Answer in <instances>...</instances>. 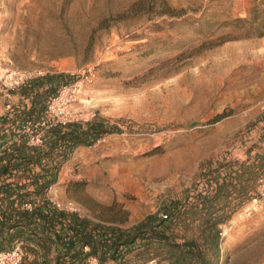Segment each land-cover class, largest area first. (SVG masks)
Wrapping results in <instances>:
<instances>
[{
    "label": "rangeland",
    "instance_id": "rangeland-1",
    "mask_svg": "<svg viewBox=\"0 0 264 264\" xmlns=\"http://www.w3.org/2000/svg\"><path fill=\"white\" fill-rule=\"evenodd\" d=\"M60 72L47 119L116 129L76 147L52 191L107 229L133 230L188 189L196 203L211 171L264 158V0H0V118L22 105L9 90ZM249 188L218 264H264V176ZM153 259L169 264L142 239L109 260Z\"/></svg>",
    "mask_w": 264,
    "mask_h": 264
},
{
    "label": "trees",
    "instance_id": "trees-1",
    "mask_svg": "<svg viewBox=\"0 0 264 264\" xmlns=\"http://www.w3.org/2000/svg\"><path fill=\"white\" fill-rule=\"evenodd\" d=\"M68 77L64 72L46 73L9 90L19 97L22 105H15L10 114L0 118V178L16 169L23 172L20 177L26 182L3 184L0 194L8 199L16 195L23 203L34 193L38 202H42L31 210L19 208L15 218V201L10 199L14 207L11 210L0 207L3 213L0 233L9 231L0 240V248L5 249L4 243L11 247L23 236L31 256H25L23 264H84L89 255H98L101 261L124 259L132 245L147 239L159 245L169 264H218L222 225L249 200V181L264 176V158L251 165L235 161L229 170L224 163V176H220L219 169L211 171V176L217 174L208 180L205 189L208 192H201L198 202L189 200L191 189H188L184 200L164 205L165 213L149 216L128 232L107 229L77 212L58 209L51 200L41 198L58 182L62 164L79 145H93L116 129L106 125L102 117L85 122L47 119L49 102ZM38 136L40 142L35 141ZM213 182L217 185L215 192L207 190ZM25 186H33V193L24 191ZM233 196L245 200L232 204ZM221 197L224 206H220ZM28 226H32L30 233L25 231ZM179 229L183 234L178 233ZM178 236L182 241L177 240ZM85 245L90 246L87 253L83 251ZM54 250L57 254L52 257Z\"/></svg>",
    "mask_w": 264,
    "mask_h": 264
},
{
    "label": "crops",
    "instance_id": "crops-1",
    "mask_svg": "<svg viewBox=\"0 0 264 264\" xmlns=\"http://www.w3.org/2000/svg\"><path fill=\"white\" fill-rule=\"evenodd\" d=\"M23 175V172L22 171H18V170H13V171H11V172H8V174L7 175H4V176H2L1 178H0V186L1 185H3V184H9L10 182H19L20 184H23V183H25L26 182V179L24 178V177H20V176H22ZM26 187V186H25ZM52 189H53V186L48 190V192H46L45 193V195L43 196V198H41V199H45V198H47V199H49V200H51L52 202H56V200H55V196H54V194H53V191H52ZM33 190H34V187L33 186H29V187H26V188H24V191H29V192H31V193H33ZM17 196L16 195H14V197H10V199L11 200H13V201H15V203H14V205H15V208L13 207V204L11 205V200L10 199H8V198H5V197H3V195L2 194H0V207H2L3 208V210H5L7 207H9L8 209L9 210H11V207H13L14 208V210H13V216H14V218H15V215H16V212H17V210H19V208H24V209H28V208H25L24 207V204L25 203H27V202H31L32 203V206L34 207V206H36V205H38V204H41V202L42 201H39L38 202V200H37V196L36 195H34V193L33 194H31L30 196H29V199L28 200H24V202L23 203H21V200H19V199H17L16 198ZM32 200V201H31ZM21 203V204H20ZM9 205V206H8ZM32 207V208H33ZM29 210H31V209H29ZM3 213H2V210L0 209V216L2 215ZM81 217H83L80 213H78ZM31 228H32V226H28V230L27 229H25V231H27L28 233H30L31 232ZM8 233H9V231H7V230H5V232H3V233H0V240H2L3 238H6V236H8ZM21 240H19V241H15V242H13L12 243V245H11V247H7V243H4V244H6L5 245V249H9V248H12V247H14L16 244H18V243H23L24 241L22 240V239H24V237L23 236H21V237H19ZM0 249H2V248H0ZM57 253H56V250H54V252H53V254H52V257H54L55 255H56Z\"/></svg>",
    "mask_w": 264,
    "mask_h": 264
},
{
    "label": "built area",
    "instance_id": "built-area-1",
    "mask_svg": "<svg viewBox=\"0 0 264 264\" xmlns=\"http://www.w3.org/2000/svg\"><path fill=\"white\" fill-rule=\"evenodd\" d=\"M36 142H40V136L36 138ZM54 205L61 210H65L68 212H75V207L71 203L69 205L62 206L60 203L54 202ZM25 208L32 209V203L27 202L24 204ZM165 218H167V215H164ZM84 252H89L90 247L88 245H85L83 247ZM24 251L22 243L16 244L14 247L9 249H0V264H21L24 259ZM86 264H113L112 260H105L101 261L98 257L94 255H89L86 259ZM149 264H162L161 262H158L157 260L153 259L149 262Z\"/></svg>",
    "mask_w": 264,
    "mask_h": 264
}]
</instances>
